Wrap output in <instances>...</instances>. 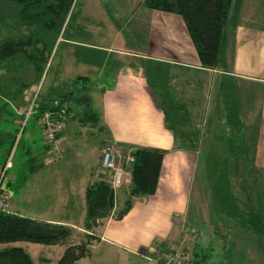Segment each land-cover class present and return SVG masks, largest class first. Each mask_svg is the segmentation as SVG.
<instances>
[{"label": "crops", "instance_id": "obj_1", "mask_svg": "<svg viewBox=\"0 0 264 264\" xmlns=\"http://www.w3.org/2000/svg\"><path fill=\"white\" fill-rule=\"evenodd\" d=\"M232 5L225 27L221 58L215 67L201 65L181 14L145 6L142 0L137 1L130 11L127 36L121 28L117 31L118 42L113 47L96 46L104 51L99 64L100 73L105 80L97 82L94 88L97 91L91 92L94 104L100 111V120L96 124L99 131L95 161L100 164V150L106 144L121 150H130L136 146L158 147L165 149V153L156 191L136 196L121 218L108 216L99 219L100 223L92 232L89 254L77 259L74 264H89L85 261L94 249H100V254H112L118 264H165L158 257L172 260L169 253L174 251L175 244H179L181 240L179 235L182 234L171 240L173 229L187 224L193 230L190 236L192 240L188 239L193 242L190 243V248L198 250L199 256L205 255L199 247L198 225L204 221H214L210 217L203 219L199 213L198 208L203 200L201 191L204 188L199 193L195 211L190 212L189 198L198 152V147L193 144L201 139L209 143L215 140L211 134L203 137L201 134H190L187 130L183 131V138L179 139L175 129L171 128H231L233 124L229 120V108L227 109L225 100L227 88L233 87L239 101L237 122L240 117H244L248 126L254 125L253 137L249 139L245 136L239 142L241 159L253 160L250 167L243 166L241 173L264 175V0H233ZM148 60L160 62L165 71V89L168 86L172 89L169 90L173 95L170 99L174 106L172 118L178 121L176 124L169 123L168 111L158 101L148 82ZM199 85L207 88L202 95L195 88ZM26 98L21 99V105ZM180 111L186 113L182 115ZM71 118L73 115L68 119L73 122ZM64 130L65 127L61 134ZM187 142H191L193 146L187 145ZM93 168L94 165H90L81 185L73 189L80 207L78 220L41 218L72 226L77 239H67V243L84 239L85 233L90 232L84 228L85 188L94 178ZM128 183L127 180L118 188L117 204L125 197ZM241 187L248 194L246 191L249 190L245 188L248 186L241 184ZM211 196L213 200V194ZM248 198L245 199L246 205L249 203ZM262 208L264 212V206ZM10 210L25 215L20 209ZM82 232L83 236L80 234ZM209 234L210 231L207 230L203 236ZM65 244L63 241L49 245L61 254ZM157 246H160L162 253L156 251ZM44 259L46 264L55 263L49 258Z\"/></svg>", "mask_w": 264, "mask_h": 264}, {"label": "rangeland", "instance_id": "obj_2", "mask_svg": "<svg viewBox=\"0 0 264 264\" xmlns=\"http://www.w3.org/2000/svg\"><path fill=\"white\" fill-rule=\"evenodd\" d=\"M137 1L140 0H75L58 36L53 29L44 32L48 59L42 73L38 74L30 64L20 59L19 63L11 59L0 63V101L4 105L0 115V134L5 138L0 145L1 158L6 157V151L11 148L21 127V99L24 100L37 89L41 97L53 95L60 89L71 87L73 79L81 74L88 75L94 83L105 80L99 64L104 51L96 46L113 47L118 42L117 31L121 28L126 35L130 11ZM0 27L3 34L27 31L26 26L19 24L12 16L3 17ZM149 79L158 101L168 111L169 123L176 124L178 121L172 118L174 106L170 99L173 95L169 91L172 89L168 88L170 86L165 89L164 77L161 78L152 69L149 70ZM195 88L200 95L207 90L200 85ZM231 99H235L237 105L234 107H238V98L232 95ZM231 104L227 102V109H231ZM180 113L184 115L186 112ZM251 114L253 118V112ZM37 119L36 113H33L24 123L11 156V165L6 171L4 182L11 193L8 208L20 209L25 215L40 219L54 217L78 220L80 207L73 189L81 185L90 165H94L93 170L100 166L95 161L99 129L97 125L81 123L73 115L71 119L77 124L67 119L61 128L65 127L59 143L61 157L49 162L46 161V150L42 149L44 135ZM238 120L235 128L173 126L179 139L183 138V131L187 130L190 134H201L203 137L211 134L215 140L209 143L201 139L193 144L198 147V152L189 198L190 212L195 211L199 193L204 188L201 191L203 200L198 208L199 213L203 219L210 217L214 221H204L198 225L199 247L207 254L204 264H264V175L241 173L245 166L248 168L253 164V160L241 159L239 142L245 136L249 139L253 137L254 125L248 126L244 117ZM187 145L193 146L191 142H187ZM227 184L230 185V193L227 192ZM241 184L248 186L245 187L249 190L246 191L248 194L242 191L244 188ZM245 197H250L248 205ZM207 230L210 234L203 236ZM191 231L190 224L173 229L171 240H175L179 234L183 235H179L180 243L175 244L174 249L183 251L186 241L189 242L185 245L186 251L192 255L194 249L190 248V243L193 242L188 241L192 240ZM71 234L67 239H77L75 232ZM80 234L83 236L84 233ZM12 243L23 245L36 264H46L44 258L56 262L60 256L55 247L49 244L28 243L24 240ZM85 262L118 264L116 257L110 253L100 254V249H94Z\"/></svg>", "mask_w": 264, "mask_h": 264}, {"label": "trees", "instance_id": "obj_3", "mask_svg": "<svg viewBox=\"0 0 264 264\" xmlns=\"http://www.w3.org/2000/svg\"><path fill=\"white\" fill-rule=\"evenodd\" d=\"M74 1L0 0V20L5 16H12L19 24L27 28L24 32L3 34L0 27V63L9 59L19 63L20 59L23 63L30 64L38 74L42 73L48 59L47 39L44 32L53 29L58 36ZM142 3L151 8L181 14L201 65L215 67L219 63L225 41V27L232 12L233 0H142ZM148 61L147 79L152 87L149 70L152 69L161 78L165 76V71L162 70L160 62ZM95 84L88 75H78L73 79L71 87L60 89L53 95L40 96L41 99L34 113L38 117L41 109L49 108L52 98L56 96L60 100L71 101L66 109L68 114L66 120L69 116L75 115L81 123L96 125L100 120V111L94 104L91 94ZM231 88L230 92L228 88L226 89L225 100L229 105L232 103L227 114L233 124L231 128H235L238 125V107H234L237 103L235 99L233 101L231 99L232 95L235 96L234 89ZM3 109V102L0 101V115ZM61 128L58 131L60 136ZM171 129L174 130L173 127ZM4 140V135L0 134V145ZM42 144L46 150L47 145L43 140ZM123 151L127 150L123 149ZM128 151L134 156V160L127 166L129 183L126 195L119 204L116 202L115 192L109 180L93 178L86 186L84 228L90 232L85 233L84 239L67 243L66 240L73 229L69 224L40 219L15 211H0V244L3 245L0 247V264H36L22 245L12 243L17 240L45 244L64 241L65 247L54 264H74L77 259L89 254L90 239L93 237L94 227L100 223L99 219L108 216L121 218L129 210L136 196L149 195L156 191L165 149L136 146ZM222 177L225 179V176L222 175ZM229 188L230 185L227 184L228 193H230ZM155 249L162 253L160 246ZM183 249L186 251L187 246ZM205 255L199 256L198 250H192V263L204 264L207 259V254ZM158 259L165 264H176L174 260H167L162 256Z\"/></svg>", "mask_w": 264, "mask_h": 264}, {"label": "built area", "instance_id": "obj_4", "mask_svg": "<svg viewBox=\"0 0 264 264\" xmlns=\"http://www.w3.org/2000/svg\"><path fill=\"white\" fill-rule=\"evenodd\" d=\"M40 94L38 89L32 92L26 98L20 111V129L15 135L12 146L6 151V157L1 158L0 151V211L10 212L8 208L11 193L9 187L4 182L7 168L11 165V156L18 143L21 132L24 129V123L27 118L33 114L39 104ZM71 103L69 99L60 100L59 97H53L49 108L41 109L38 116V124L41 127L44 135L43 141L47 145L46 161H54L61 157L60 150L61 136L58 134L60 128L64 125L68 114H66L67 106ZM134 160V156L130 151H123L120 148L111 144H106L100 155V166L93 172V177L96 179L109 180L111 186L117 194L118 188L126 183L128 180L127 166ZM159 252V251H157ZM169 257L174 260L176 264H193L191 261V254L187 251H174L169 253Z\"/></svg>", "mask_w": 264, "mask_h": 264}]
</instances>
